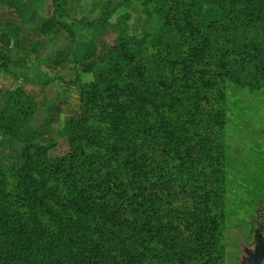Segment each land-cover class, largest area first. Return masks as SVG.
I'll list each match as a JSON object with an SVG mask.
<instances>
[{"label":"trees","instance_id":"obj_1","mask_svg":"<svg viewBox=\"0 0 264 264\" xmlns=\"http://www.w3.org/2000/svg\"><path fill=\"white\" fill-rule=\"evenodd\" d=\"M148 3L159 26L132 35L123 15L106 65L77 79L67 155H49L59 106L38 120L0 90V132L22 145L0 177V264H223L225 85L264 92V0Z\"/></svg>","mask_w":264,"mask_h":264},{"label":"rangeland","instance_id":"obj_2","mask_svg":"<svg viewBox=\"0 0 264 264\" xmlns=\"http://www.w3.org/2000/svg\"><path fill=\"white\" fill-rule=\"evenodd\" d=\"M180 1L190 0H172V6ZM142 2L68 0L65 8L55 13L51 0H0L1 43L10 56L7 69H0V90H20L29 96L38 106V120L46 107L59 106L60 123L54 130L56 145L50 149V157L69 152L60 130L63 121L80 110L76 81L90 82L92 72L106 65L118 20L128 15V31L137 36L159 26L158 17L146 11H153L154 4L144 7ZM225 91L221 247L223 264H242L255 256L257 246H262L264 253V92L250 94L230 83ZM21 148L0 132V177L11 180V173L22 163ZM260 264H264V256Z\"/></svg>","mask_w":264,"mask_h":264},{"label":"water","instance_id":"obj_3","mask_svg":"<svg viewBox=\"0 0 264 264\" xmlns=\"http://www.w3.org/2000/svg\"><path fill=\"white\" fill-rule=\"evenodd\" d=\"M263 256V247L257 246L255 256L250 255V257L245 259L242 264H260Z\"/></svg>","mask_w":264,"mask_h":264},{"label":"crops","instance_id":"obj_4","mask_svg":"<svg viewBox=\"0 0 264 264\" xmlns=\"http://www.w3.org/2000/svg\"><path fill=\"white\" fill-rule=\"evenodd\" d=\"M6 12H7V8H6ZM6 12H4V13H6ZM10 26L12 25V24H9ZM1 40H2V38L0 37V42H1ZM16 42H17V40H16ZM1 44H3V43H1ZM16 46H17V44H16ZM232 250H238V249H232Z\"/></svg>","mask_w":264,"mask_h":264}]
</instances>
